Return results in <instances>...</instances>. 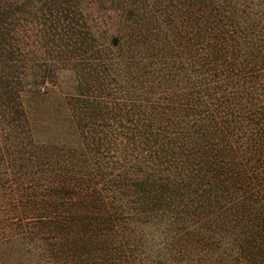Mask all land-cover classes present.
Masks as SVG:
<instances>
[{
	"label": "trees",
	"instance_id": "16d2710c",
	"mask_svg": "<svg viewBox=\"0 0 264 264\" xmlns=\"http://www.w3.org/2000/svg\"><path fill=\"white\" fill-rule=\"evenodd\" d=\"M0 264H264V0H0Z\"/></svg>",
	"mask_w": 264,
	"mask_h": 264
}]
</instances>
